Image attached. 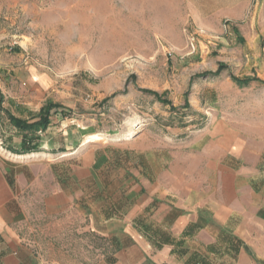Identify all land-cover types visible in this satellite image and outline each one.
Returning <instances> with one entry per match:
<instances>
[{
  "label": "rangeland",
  "instance_id": "374dc122",
  "mask_svg": "<svg viewBox=\"0 0 264 264\" xmlns=\"http://www.w3.org/2000/svg\"><path fill=\"white\" fill-rule=\"evenodd\" d=\"M225 2L0 0V152L31 168L36 184L47 180L50 195L63 186L66 248L90 237L101 249L81 261L115 263L117 249L135 243L128 226L162 249L153 237L169 242L167 212L192 219L198 233L211 217L176 204L198 193L220 198L218 167L264 151V38L255 44L257 32L223 17ZM42 117L50 123L36 133L11 119ZM249 218L211 220L221 245L188 264H264V219ZM57 227L50 223V234Z\"/></svg>",
  "mask_w": 264,
  "mask_h": 264
},
{
  "label": "crops",
  "instance_id": "0c3cea01",
  "mask_svg": "<svg viewBox=\"0 0 264 264\" xmlns=\"http://www.w3.org/2000/svg\"><path fill=\"white\" fill-rule=\"evenodd\" d=\"M222 10L223 17L239 22L242 30L257 32L253 35L255 44L260 43L262 37L264 38V0H226ZM260 152L261 150H256L255 153L244 156L240 153L237 167L226 168L223 164L218 167V171L224 176L223 184H221L223 192L220 198L217 197L216 191L208 195L198 193L196 201L190 196L184 205L180 203L176 206L183 208L194 206L198 208L197 211L201 216L205 214L220 224H228L229 216L242 218L241 222L244 224L250 221L249 217L256 221H263L262 154L264 151L261 152L262 154ZM32 174L31 168L11 164L9 158L0 152V264H95V262L91 263L93 260L90 257L87 260L89 262L81 261L78 257L79 255L92 256L101 250L90 237L88 242H84L87 245L74 243L72 248H66L64 233L66 200L63 186L55 183V188L50 195L49 182L41 177L40 183L36 184L39 177L36 176L33 181L31 177H28ZM225 182L230 183L229 191L225 189ZM248 184L250 185L249 197L247 202H244L243 192H246L245 187ZM171 217L172 212H167L161 218L162 220L160 219L161 225L167 231L169 242L162 243L158 238L153 237V243L162 245V249L151 250L152 244L149 241L148 231L139 227L134 234L128 226L125 229L126 235H130L135 243L121 245L114 254L115 263L110 258L108 264H148L149 259L156 264L165 262L188 264L190 256L196 255L197 252L208 255L205 246L212 243L217 252L216 249L221 244L218 240V232H215L210 225L211 220L208 219V223L202 221L204 229L198 233H192L190 228L192 219L177 221ZM199 220L197 215L193 222ZM112 221L113 218L102 220L105 223ZM50 223L58 225L59 231L56 236L50 234ZM91 223H95L93 219ZM232 229L239 236L245 237L242 236L244 225H238ZM102 235L107 238L108 234L102 233ZM206 235L209 237L206 238ZM103 250L107 254L105 247ZM54 254L56 257H53ZM66 254L72 255V259H66ZM213 256L217 255L213 254L212 258ZM104 264L107 262L104 261Z\"/></svg>",
  "mask_w": 264,
  "mask_h": 264
},
{
  "label": "trees",
  "instance_id": "16d2710c",
  "mask_svg": "<svg viewBox=\"0 0 264 264\" xmlns=\"http://www.w3.org/2000/svg\"><path fill=\"white\" fill-rule=\"evenodd\" d=\"M234 80L236 82H238L239 84H248L250 82V79L242 80L239 78H234ZM144 92L149 93V94H153L154 96H156L157 98L160 99V95L158 93H155L151 90H144ZM44 111L49 112L50 111L49 107L44 108ZM11 119H12L15 126L20 127L21 129H24L26 131L34 132V133H36L39 129H45L48 126V124L50 123L49 118H47V117H42L38 122H34L32 124H28L27 122L21 121V120L16 119V118H11Z\"/></svg>",
  "mask_w": 264,
  "mask_h": 264
}]
</instances>
